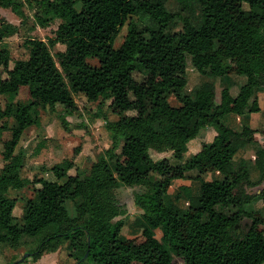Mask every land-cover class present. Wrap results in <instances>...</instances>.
<instances>
[{"label":"trees","instance_id":"trees-1","mask_svg":"<svg viewBox=\"0 0 264 264\" xmlns=\"http://www.w3.org/2000/svg\"><path fill=\"white\" fill-rule=\"evenodd\" d=\"M167 1L28 0L35 24L60 20L50 45L60 42L65 50L55 60L43 40L26 38L28 57L12 67L3 41L20 30L0 22V67L6 71L5 77L0 72V138L10 132L2 140L0 244L18 248L24 237L37 238L34 260L67 244L75 264H173L171 253L185 264H264V214L254 205L257 198L264 202V186L260 193L248 190L264 182V145L255 137L264 129L257 96L264 91V0H175L198 8L197 23L170 10ZM23 5L0 0V7L20 17ZM136 15L148 20L144 28L133 21ZM177 17L182 29L168 32ZM188 57L207 79L192 93L185 91ZM216 79L222 87L218 102ZM21 93L24 100L17 99ZM74 94L101 107L108 103L118 115L106 122L112 147L85 174L69 173L74 161L64 159L51 167L57 180L24 177V156L15 153L23 131L39 125L42 108L75 111ZM169 94L179 105L168 101ZM208 127L216 132L213 139L184 158L189 142ZM150 149L172 155L155 160ZM248 149L251 158H236ZM178 180L190 183H180L171 195ZM121 185L138 187L134 203L141 225L134 237L122 234ZM28 186L33 195L17 217L9 192Z\"/></svg>","mask_w":264,"mask_h":264},{"label":"rangeland","instance_id":"rangeland-1","mask_svg":"<svg viewBox=\"0 0 264 264\" xmlns=\"http://www.w3.org/2000/svg\"><path fill=\"white\" fill-rule=\"evenodd\" d=\"M23 2V9L25 12L24 17H20L10 8L0 7V22L4 19L13 25L19 27L20 32L11 37H8L3 42L8 47L11 53L12 67L14 60L24 59L28 57V49L24 41L26 38H38L43 40L49 47V51L53 58L57 60L56 54L65 50V45L58 42L55 45H50V40L55 38V31L60 23L59 19L52 21L47 27H40L35 24L33 18V7L28 5V0H18ZM167 7L180 14L181 17H189L197 23L198 21V8L194 4L178 3L175 0H168ZM181 17L176 20L168 28V32H177L182 29L183 21ZM133 21L137 26L142 29L148 24V20L138 15L134 16ZM127 32V25L125 24L116 40L115 46H119L124 40ZM89 63L97 65L98 61L94 58L88 59ZM59 69L58 62L56 61ZM2 75L6 76V71L0 67ZM187 75L188 83L185 88L187 93H192L193 90L206 81V77L202 76L196 71L191 63L190 57L187 59ZM138 78L140 74L136 73ZM227 78L225 84H227ZM234 80L239 84L244 83V77H234ZM221 83L219 79L215 80L216 101L220 100ZM230 92L235 95L238 92V86H232ZM260 95H264V91H260ZM77 108L72 113H66L63 106L56 105L54 109L45 107L39 110L40 123L39 125H32L27 127L20 138L16 147L15 153L21 152L24 156V165L22 167V175L33 179L34 177H43L48 180H57L51 171V167L60 163L64 159H72L74 167L69 170V173H75L77 170L83 174L87 173L92 164L98 159L99 156L106 155V151L112 147V134L106 127V122L118 119V115L111 113L106 103L102 107L98 105V101L91 102L84 95H73ZM18 100H24L23 93L19 94ZM168 101L172 105H179V101L173 94L168 95ZM0 107H5V97L0 96ZM239 118V117H238ZM238 118H234V126L239 123ZM14 120H10L9 124L12 125ZM257 127H263V124H257ZM215 130L211 127L205 128L200 134L189 142L188 151L184 158L198 152L203 143L209 142L215 136ZM10 132H4L0 138V169L4 165L2 157L3 142L2 140L9 137ZM257 141L264 145V129L261 128L259 132L255 133ZM123 141H120L116 152L121 149ZM151 157L155 160L164 157L170 158L172 151L159 152L150 149ZM252 152L238 153L236 158L244 156L251 158ZM111 162V161H110ZM109 162V163H110ZM189 174H196V172H189ZM63 181V180H60ZM180 183H190L188 180H178L172 185L170 194L174 195ZM39 186V185H37ZM264 186V182L256 187H249L251 193H260ZM138 190L136 186L121 185L117 189V196L125 208V213L119 218L124 219L125 224L122 228V234L134 237L138 234V229L141 225V209L134 203V193ZM9 195L16 197L17 203L14 208V215L20 217L22 208L28 197L33 195V187L28 186L21 190H10ZM69 214L75 215V205L72 202L66 203ZM255 207L262 210L264 214V202L261 198H257L254 203ZM156 236L159 238L161 233L157 230ZM38 244L37 238L24 237L18 248H12L5 244H0V264H7L11 261L19 260L22 264H75V260L70 257L67 244L61 245L55 252L44 253L39 259L34 260L30 251L33 250ZM173 264H185L184 260L171 253Z\"/></svg>","mask_w":264,"mask_h":264},{"label":"crops","instance_id":"crops-1","mask_svg":"<svg viewBox=\"0 0 264 264\" xmlns=\"http://www.w3.org/2000/svg\"><path fill=\"white\" fill-rule=\"evenodd\" d=\"M257 96H258L259 107H260V110H261L260 119H261V121L264 122V95H260V92H258ZM252 151H253L252 149H248L246 151H244V150L243 151H239L238 153H242V152L245 153V152H252Z\"/></svg>","mask_w":264,"mask_h":264}]
</instances>
